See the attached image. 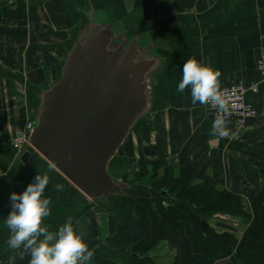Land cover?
Masks as SVG:
<instances>
[{
  "label": "crops",
  "instance_id": "obj_1",
  "mask_svg": "<svg viewBox=\"0 0 264 264\" xmlns=\"http://www.w3.org/2000/svg\"><path fill=\"white\" fill-rule=\"evenodd\" d=\"M22 2L27 6L24 19L0 21V264H28L27 252L21 256L22 248L8 247L3 217L10 209V192L23 191L37 173L49 177L45 195L50 214L42 222L55 231L70 219L93 251L90 264L110 262L94 249L105 246L118 228L121 215L113 197L89 198L32 147L11 144L26 122L35 120L40 92L60 76L66 53L91 9L96 20L100 15L162 58L154 77L153 108L110 163L116 179L123 180L119 176L130 172L135 160L188 163L217 179L221 187L238 192L248 214L264 205V81L256 68L257 52L264 48V0H11L1 1L0 8ZM189 58L219 71V86L234 80L257 85L246 98L258 111L244 128L213 135L205 104H193L188 87L183 93L175 91ZM147 131L151 140H146ZM128 180L134 184L126 190L132 196L131 191L142 186ZM56 183L63 188L57 190ZM247 220L241 221L243 227ZM235 234L239 240L242 233ZM193 253L192 240L178 232H170L149 252L154 264L183 261Z\"/></svg>",
  "mask_w": 264,
  "mask_h": 264
},
{
  "label": "water",
  "instance_id": "obj_2",
  "mask_svg": "<svg viewBox=\"0 0 264 264\" xmlns=\"http://www.w3.org/2000/svg\"><path fill=\"white\" fill-rule=\"evenodd\" d=\"M161 65L150 46L97 21L91 9L60 76L40 92L28 143L89 198L128 195L134 184L117 180L110 163L152 110L154 77Z\"/></svg>",
  "mask_w": 264,
  "mask_h": 264
},
{
  "label": "trees",
  "instance_id": "obj_3",
  "mask_svg": "<svg viewBox=\"0 0 264 264\" xmlns=\"http://www.w3.org/2000/svg\"><path fill=\"white\" fill-rule=\"evenodd\" d=\"M26 15L25 2L0 8V21L24 19ZM141 164L146 166L144 162ZM153 166L157 169L161 165L155 163ZM174 171L170 165H164L158 188L150 191V197L110 196L116 201L121 217L116 230L118 234L108 237V247L106 243L102 247L110 251L131 249L126 253L127 264H154L150 250L170 232H178L192 240L194 253L186 260L167 264H215L219 260H226L225 264H264V205L247 214L242 206V196L221 188L219 181L209 174L193 165H181L177 173ZM136 184L140 186L138 182ZM215 214L242 215L250 221L237 240L232 224L218 220L217 225L224 229L217 230L208 222Z\"/></svg>",
  "mask_w": 264,
  "mask_h": 264
},
{
  "label": "clouds",
  "instance_id": "obj_4",
  "mask_svg": "<svg viewBox=\"0 0 264 264\" xmlns=\"http://www.w3.org/2000/svg\"><path fill=\"white\" fill-rule=\"evenodd\" d=\"M181 73L175 88L177 93H183L188 87L193 104L215 102L218 108L225 107L218 82L219 71L200 60L189 58L184 61ZM226 115H217L213 119V135H227L223 131ZM48 185V175L37 173L23 191L10 192V209L3 217V224L9 230L8 247L22 248L21 256L27 252L30 257L28 264H90L93 251L83 234L74 229L70 219L55 231H50L42 222L50 214V199L45 195ZM54 187L61 190L63 185L56 183Z\"/></svg>",
  "mask_w": 264,
  "mask_h": 264
},
{
  "label": "built area",
  "instance_id": "obj_5",
  "mask_svg": "<svg viewBox=\"0 0 264 264\" xmlns=\"http://www.w3.org/2000/svg\"><path fill=\"white\" fill-rule=\"evenodd\" d=\"M256 68L261 75L262 81H264V48H261L257 52L256 56ZM220 93L225 107L220 109L215 102L205 104L211 122L217 115H226L225 127L223 131L231 127L242 129L246 125L248 119L256 116L257 110L254 105L248 101L246 94L249 89L256 90L257 85L247 86L241 80L231 81L228 85L219 86ZM35 126V120H28L25 124V130L18 136H16L11 144L12 146L19 148L23 145L32 147L27 140L29 132ZM3 173L0 169V181Z\"/></svg>",
  "mask_w": 264,
  "mask_h": 264
},
{
  "label": "rangeland",
  "instance_id": "obj_6",
  "mask_svg": "<svg viewBox=\"0 0 264 264\" xmlns=\"http://www.w3.org/2000/svg\"><path fill=\"white\" fill-rule=\"evenodd\" d=\"M102 17L99 15L97 16V21H102ZM255 107V106H254ZM256 108V107H255ZM257 110V109H256ZM258 111V110H257ZM150 136H151V133L147 131V137L146 140H151L150 139ZM130 140V139H129ZM129 149V142L125 145L124 149L122 150V154H126V150ZM134 158H137L136 155H134ZM141 162H144L146 163L145 165L146 166H142ZM133 167L132 169L130 170V172L128 171H125L123 176H119L120 178H126V179H132V180H135L136 182H138L142 187L141 189H137V190H134V191H131V194L136 197V198H139V197H150V191H154L158 188V184H159V177L163 175V172H164V163H161L160 165V168H157L155 169L154 168V164L152 163H148L146 162L145 160H139V161H134L132 163ZM168 165V164H166ZM186 166V165H190L188 163H182V164H176V165H170V167L174 168L175 169V173H177V169L179 168V166ZM169 166V165H168ZM157 187V188H156ZM221 188H225L227 189L226 187H221ZM262 196L264 197V194H262ZM251 210V209H250ZM244 211L248 214L249 210L248 209H244ZM254 212V211H253ZM217 215V216H216ZM244 219H248L247 222L249 223V218L246 217V216H233V215H230V216H222V215H218V214H215L213 216H210L208 218V222L210 224H212L213 226H215V228L217 230H222L224 229L223 226L221 225H217V223L219 222L218 220H220V222H226V223H229V224H232L234 226V229H235V233H242L245 231V228L247 227V225L245 227H243L242 224V220ZM115 234H118L117 232ZM114 234V235H115ZM106 246L108 247V243H106ZM128 252H131V249L129 248H126V249H123V251L121 252H116V251H110V250H106L104 249V247L100 246L98 247L97 249H94V253L96 255H99L101 257H103L104 259H107V260H110V262L112 264H117V263H121V264H127L128 263V260H127V255L126 253ZM226 260L224 261H221L220 263L221 264H225ZM241 264H243L242 262H240ZM218 264V263H217Z\"/></svg>",
  "mask_w": 264,
  "mask_h": 264
}]
</instances>
